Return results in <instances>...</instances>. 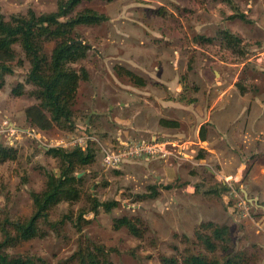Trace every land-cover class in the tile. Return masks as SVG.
I'll return each mask as SVG.
<instances>
[{
	"label": "rangeland",
	"instance_id": "1",
	"mask_svg": "<svg viewBox=\"0 0 264 264\" xmlns=\"http://www.w3.org/2000/svg\"><path fill=\"white\" fill-rule=\"evenodd\" d=\"M186 1V10L175 9V14L163 12L158 15L169 30H173L172 33L180 35V43L158 48L156 53L163 61L137 63L151 71L157 68L161 77L166 75L163 79L172 77V73L178 75L187 100L192 97L198 99V85L203 86L204 94L221 87L213 72H221L229 84L237 75L233 86L236 92L243 95L245 89L246 97L252 101L257 99L264 93V63L259 66L252 58L264 49V27L260 23L264 22V0ZM57 2L0 0V12L5 20L10 21L12 16L27 15L29 10L37 15L55 11ZM101 3L100 0L82 2L76 11L87 7L98 8L103 5ZM197 4L200 11L193 10ZM112 14L101 24L74 27V34L90 49L84 59L72 65L77 71L85 68L88 79L79 82L70 128H38L30 124L26 110L38 106L40 102L32 95L35 88L26 83L29 64L24 52L18 43L12 46L14 59L6 63L9 71L0 73V145L15 149L17 157L0 163V225L5 220L21 222L29 218L33 212L30 193L44 189L46 172L59 175L58 161L46 154L49 148L73 149L75 139L86 133L92 136L93 141L82 142L83 150L91 148L95 156L90 165L77 170L76 176L82 179L78 185L79 200L72 204L61 202L50 209L49 222H62L55 227L41 224V236L14 243L6 252L11 257H31L39 264H76L73 254L79 248L93 246L101 247L100 257L112 264H164L162 258L180 259L185 252L202 253L209 260L241 254L243 264H264V156L258 157V152H250L253 144L241 149L244 152L236 160L242 172L240 176H233V180H225L218 174L226 176L234 172L236 163L233 159L232 164L225 162L228 159H220L218 163L207 159L203 166L195 163V158L178 160L180 166L176 173L180 175L179 180L173 173L169 180L162 181L156 179L162 173L160 165L156 166L153 161L146 163L132 159L118 169L104 166V152L116 150L118 134L130 127L121 122L129 113L119 110L122 99L117 94V88L121 89L123 85L125 89L126 84L132 82L125 74L132 69L115 56L116 24L120 23L115 22V14ZM239 15H244V18ZM195 19L198 23L203 22L206 34L200 36L194 31L192 23ZM229 20L232 26L243 27L245 37L239 38V46L227 48L220 32L226 30L224 24ZM39 42L49 56L56 41L40 39ZM145 48L143 53L149 52ZM97 51H103L108 59L100 60ZM125 54L131 56L130 53ZM164 59L167 61L164 62ZM137 71L136 67L134 72ZM200 74H203V82L199 83ZM155 81H149L147 89L153 91L152 97L155 92L157 101L158 96H167V91L164 84ZM18 87H21L18 91L22 94L17 96L13 90ZM138 112L140 118L141 112ZM170 116L175 117L176 114ZM139 118L134 119V124H141L143 130H148L149 115L141 120ZM187 125L190 124L183 122L182 127L175 130L185 133L186 139L194 140L193 128ZM134 137L131 141L139 140L137 135ZM204 165H209L216 174L212 176ZM216 175L221 176L222 183H216ZM182 185L192 186L195 194L188 197L181 194L176 189ZM219 185H227L230 191L219 195L211 193L214 187L221 191ZM153 186L160 191L157 196L150 197L148 188ZM164 186L171 187L165 189ZM241 190L247 195L244 196ZM91 198L100 203L117 201L118 205L109 213L102 208L94 212ZM121 217L137 220L141 237L133 236L125 227L115 229L114 220ZM207 223L228 228L227 235L222 239L212 240L213 251L207 250L195 234L196 231L208 233L203 228Z\"/></svg>",
	"mask_w": 264,
	"mask_h": 264
},
{
	"label": "trees",
	"instance_id": "2",
	"mask_svg": "<svg viewBox=\"0 0 264 264\" xmlns=\"http://www.w3.org/2000/svg\"><path fill=\"white\" fill-rule=\"evenodd\" d=\"M92 0H58L55 11L35 14L29 10L25 16H12L10 21L5 20L0 12V73L9 71L7 62L13 61L14 54L12 46L18 43L24 52L29 64L26 74V83L35 89L32 95L40 102L38 106L26 110V117L30 124L38 128L56 126L58 128H70L73 123V106L80 81L88 79L87 70L81 67L78 71L72 65L84 59L90 46L79 40L74 34V27L78 25H98L108 20L104 14L93 9L84 8L76 11L82 2ZM111 2L112 0H102ZM241 19L244 15H239ZM222 41L227 48L239 46L241 39L227 30L220 32ZM56 41L54 48L48 56L39 40ZM125 74L137 86H144V81L133 72L126 71ZM15 88L13 93L21 95ZM44 111L48 114L46 115ZM160 125L176 127L172 121L161 120ZM203 127L200 130V138L203 139ZM46 154L55 158L59 164V175L52 172L45 173V187L40 192H31L30 197L33 205L31 216L24 221L11 222L5 220L0 225V264H39L31 257H11L6 249L14 243L28 241L41 236L40 225L51 224L55 227L59 222H49V211L61 202L74 203L80 198L79 183L81 178L76 176L78 169H83L94 161V152L91 148L65 149L62 147H51ZM17 152L12 147L0 145V163L15 160ZM171 186H164L169 189ZM214 187L211 193L230 191L227 185ZM150 197L159 194L156 187L148 188ZM92 210L97 212L102 208L109 213L116 208L117 201L100 203L91 198ZM80 218V217H79ZM137 220L121 217L114 220L115 229L125 227L133 236L141 237V232L136 225ZM208 233L196 231L198 239L202 240L206 249L213 251L215 246L213 239H222L227 235L226 226L207 223L203 226ZM102 249L98 246L79 248L73 258L76 264H112L109 260L101 258ZM241 254H228L221 260H209L202 253L185 252L180 259L162 258L164 264H243Z\"/></svg>",
	"mask_w": 264,
	"mask_h": 264
},
{
	"label": "crops",
	"instance_id": "3",
	"mask_svg": "<svg viewBox=\"0 0 264 264\" xmlns=\"http://www.w3.org/2000/svg\"><path fill=\"white\" fill-rule=\"evenodd\" d=\"M100 1L103 2L101 3L103 4L101 7L89 8L106 15L108 18L109 14L113 13L115 14V22L120 23V25L116 24L118 38L114 41L115 56L119 61L126 62L129 68L132 69L130 71L134 72V69L137 67L139 71L134 72V74L141 78L145 84L144 86H137L129 82V84H126L125 89L123 85L121 89L116 87L117 94L122 99L118 105L119 110L129 113L128 117L121 122L130 125L127 130H121V133L118 134V143L131 141L132 138H135V135L139 139L157 135L181 145L184 148L182 153L186 156L185 160L195 158L194 161L199 166L206 164L207 159L216 160L217 163L220 162V159H228L225 161L228 164H232L231 159H233V163H236L234 172H229L226 176L217 172L225 180L229 178L233 180V176L235 178V176L241 175L242 167L237 166L238 162L236 159L243 154L244 151L242 152L241 149L246 148V145L253 144L250 151L252 154L258 152V157L264 156V93L252 101L250 97H246L247 93H245V89H241L243 90V95H241L233 87L235 86L237 75L234 76L235 79L232 80V84H229L227 79L224 80V75L221 72H213L214 78L221 87L216 88L217 90L215 92L213 91L209 94L208 91L204 94L202 91L203 86L198 85L196 87L200 92L198 99L192 97V99L187 100L183 95L184 92H182L183 88L179 83L178 75L172 73V77L163 79L166 75L161 77L162 74L159 73L157 68L151 71L137 63L163 61L161 55L156 53L159 50L158 48L161 45L171 46L180 43V35L174 32L172 33L173 30L170 31L168 25L165 24L166 22L161 21V17L158 15L163 12L175 14L177 12L175 9L186 10L185 7L188 4L186 0ZM193 10L200 11L201 9L197 4ZM252 18L254 19V17ZM260 23L264 27V22L261 21ZM256 24H259L258 21ZM224 25H226V30L238 36V38L245 37L243 27L240 26L242 28L240 29L235 25L232 26L231 20L227 21ZM192 27L198 35L202 36V34H206L205 25L202 21L198 23L195 19ZM183 36L185 42V34ZM144 47H146L145 49H149V52L143 53L142 49ZM151 51L154 52L153 55L150 54ZM125 52L130 53L131 56H126ZM96 53L100 60L105 61L108 59V56L103 51H97ZM176 53L178 54V52ZM165 61L167 60L164 59ZM152 79L166 86L167 92H165L167 96H158L157 101H155V92L154 99L151 94L153 91L147 89V85ZM115 80L117 81V79ZM200 81L203 82V74L199 75V83ZM211 88H214V86H211ZM250 103H253V105ZM138 111L141 112L140 118L138 117ZM171 114H176V116L172 117L170 116ZM145 115H149L151 118L150 122L146 125L148 127L146 129L148 130H143L144 127L140 126L141 124H134L135 118L141 120ZM161 120L175 122L177 126L160 125ZM183 122H187L190 124L187 126L193 128L192 137L194 140L186 139V134L181 133V130L177 132L182 127ZM202 127L203 131L201 134H203V139L200 138V130ZM177 128L178 130H175ZM167 136H171L173 139ZM250 137L253 138L250 139ZM154 162H156V166L160 165L159 169L162 171L161 176L156 177L160 181L164 179L169 180V176L176 173L180 166V162L173 158L169 159L168 163L158 160ZM204 166L206 171L212 176L216 174L215 171L209 168V165ZM176 174L179 180L180 175L178 173ZM221 176H215L216 183H222ZM234 181L237 182V180ZM176 190H180V193L186 197L195 194L194 188L190 185H182L180 189ZM241 191L244 196L247 195L244 190Z\"/></svg>",
	"mask_w": 264,
	"mask_h": 264
},
{
	"label": "built area",
	"instance_id": "4",
	"mask_svg": "<svg viewBox=\"0 0 264 264\" xmlns=\"http://www.w3.org/2000/svg\"><path fill=\"white\" fill-rule=\"evenodd\" d=\"M252 60H255L259 66L264 63V49L256 53ZM75 140L73 142L74 148L83 150L82 142L93 141V138L86 133H82V136ZM182 151H184V148L181 145L175 144L164 137L152 135L136 141L120 142L116 150L109 149L104 152L102 162L105 167L110 169H118L122 165L130 163L132 159L146 161V163L156 160L168 163L171 158L185 160L186 156Z\"/></svg>",
	"mask_w": 264,
	"mask_h": 264
}]
</instances>
